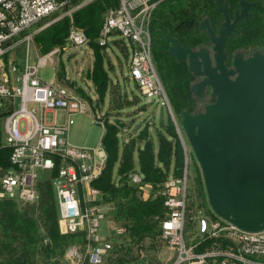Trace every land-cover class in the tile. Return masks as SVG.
I'll list each match as a JSON object with an SVG mask.
<instances>
[{"label": "built area", "instance_id": "built-area-1", "mask_svg": "<svg viewBox=\"0 0 264 264\" xmlns=\"http://www.w3.org/2000/svg\"><path fill=\"white\" fill-rule=\"evenodd\" d=\"M93 1L0 0V109L6 111L1 122L2 142L11 149L10 167L0 169V198L25 203L35 201L36 184L42 173L46 174L52 181L57 201L60 232H85L84 244L72 245L65 252L70 264H101L112 248L110 238L100 234V223L107 219V213L101 203L102 192L93 185L103 172L106 153L101 144L87 147L69 143L72 116L91 112L90 103L76 86L44 81L37 69L47 63L53 66L55 55L63 49L87 43L88 37L73 23L72 13ZM163 1L118 0L116 7L105 12L96 37L100 46L117 38L124 41L130 52V78L138 84L146 100L159 99L166 106L182 147L180 176L169 175L160 187L152 189L144 184L143 175L134 170L128 175L129 183L144 190L148 188L146 194L157 195L163 200L166 211L160 221V234L172 251L168 264H264V230L245 231L216 215L199 212L194 215V228H187L190 147L151 54V20L155 8ZM58 11L63 12L57 19L71 18L64 45L37 56L35 64L31 63L26 50L18 83L4 77L3 60L16 47L18 41L14 39L34 23ZM30 38V35L25 36L27 44ZM17 70L19 67L11 63L9 71ZM30 102L37 107H28ZM58 110L63 111L64 121H47L45 113ZM111 230L121 233L123 229L114 226ZM208 240L209 244L202 245Z\"/></svg>", "mask_w": 264, "mask_h": 264}, {"label": "trees", "instance_id": "trees-1", "mask_svg": "<svg viewBox=\"0 0 264 264\" xmlns=\"http://www.w3.org/2000/svg\"><path fill=\"white\" fill-rule=\"evenodd\" d=\"M258 1L264 4V0ZM117 5L118 0H95L72 13L73 23L84 30L88 37L87 44L94 52L88 76L96 87L99 103L104 101L110 88L111 65L106 66L109 62L105 59L104 50L108 45H114L124 56L130 53L122 39H113L106 46H100L96 41L105 12ZM175 9L178 8L165 6L153 17L151 26L154 28L156 19L172 14ZM70 23L71 18L64 16L33 35V43L41 55L64 45ZM158 54L157 70L166 92L168 90L172 96L173 111L179 114L181 108L192 110L188 73L168 55L161 51ZM77 89L90 103L91 97L81 88ZM110 92L111 105L117 110L135 106L139 102L136 96L115 101V91L112 89ZM140 109L145 110L146 105L140 106ZM5 114L6 111L0 109V169H7L11 165V149L2 142L1 122ZM102 123L104 132L101 145L106 153V163L93 185L102 192L101 203L110 207L106 213L111 225L123 230L121 233L111 230L109 238L112 248L101 264H161L156 253L165 244L160 234V221L166 211L163 200L157 195L146 194L148 188L144 190L130 184L128 175L134 170L138 171L143 175L144 184L152 189L160 187L169 175H181L183 152L173 122L169 117L166 123L158 126L145 123L135 134H128L126 138L119 136L126 129L123 124L109 121L106 117ZM36 187L38 196L33 202L0 198V264H70L65 257L67 248L85 242L84 230L60 232L51 179L46 174L42 175ZM202 193L205 195L203 186ZM194 215L188 208L189 229L194 228ZM206 244H209V240L202 243Z\"/></svg>", "mask_w": 264, "mask_h": 264}, {"label": "water", "instance_id": "water-1", "mask_svg": "<svg viewBox=\"0 0 264 264\" xmlns=\"http://www.w3.org/2000/svg\"><path fill=\"white\" fill-rule=\"evenodd\" d=\"M239 4L231 22L227 4L215 0L224 15L218 36L207 19L200 25L213 43L214 66L206 49L195 52L162 33L170 43L167 52L178 61L188 57V71L202 77L190 85L192 94L203 101L209 91L214 99L197 111L181 108L178 114L200 166L208 205L216 216L257 232L264 230V54L236 59L234 69L223 64L225 40L248 8L246 0Z\"/></svg>", "mask_w": 264, "mask_h": 264}, {"label": "rangeland", "instance_id": "rangeland-1", "mask_svg": "<svg viewBox=\"0 0 264 264\" xmlns=\"http://www.w3.org/2000/svg\"><path fill=\"white\" fill-rule=\"evenodd\" d=\"M170 2L172 0H169ZM174 1V0H173ZM172 1V2H173ZM183 2V0H179ZM170 4L168 1L160 2L153 12V17L165 6ZM63 11L54 12L51 15L42 18L40 21L34 23L26 31L19 34L14 40L18 41L16 47L11 49L3 60L5 66V76L13 79L14 83H18L17 77L20 75V69L15 72L9 71L11 63H14L17 67L23 65L26 50L29 52V58L32 64L36 63L37 56H40L38 49L33 43V35L40 29L44 28L51 22L55 21L57 17ZM152 17V19H153ZM30 35V41L27 44L24 39L25 36ZM152 41L154 34L151 31ZM152 62L156 70L158 69V51L159 48L153 45L152 42ZM105 59L111 65L110 74V88L106 93L104 101L99 103L98 94L96 92L95 85L89 79V71L92 67L94 60V52L89 44H83L81 46H69L62 50V52L55 55L54 67L47 63L42 66H38L37 72L39 77L47 82L54 83H68L81 88V90L91 97L90 108L85 113H77L72 116L73 123L69 127L68 141L75 146H88L96 147L99 145L104 128L95 123L97 121H103L106 117L109 121H118L119 124H123L126 127V131L119 133L120 138H126L128 134H135L137 129L141 128L145 123L151 122L153 125L158 126L160 123H166L169 118V113L165 105L160 103L159 99L148 101L141 95L139 87L134 83L128 74L129 54L124 56L119 53L118 49L114 45H108L104 50ZM109 68V67H108ZM158 72V70H157ZM159 74V73H158ZM11 76V77H10ZM114 90V99L120 100L125 98H132L136 96L139 100L138 104L129 108L116 109L110 102V90ZM167 96L171 104L172 109V96L167 90ZM146 105L145 110H141L140 106ZM37 105L35 103H29L28 107ZM38 113V112H37ZM92 113V114H91ZM175 113V112H174ZM179 120L178 114L175 113ZM47 121L52 120L51 113H45ZM189 168H188V183H187V200L190 213H213L210 209L206 193H202V186L204 188L200 166L194 156L192 150H189ZM44 175V173H42ZM205 191V189H204ZM106 212L110 209L107 204H104ZM213 215H215L213 213ZM107 219H103L100 223V234L102 237H109L111 235V227H113ZM195 225V222L192 224ZM156 256L161 264H168L172 258V251L168 249L166 244H163L161 249L157 251Z\"/></svg>", "mask_w": 264, "mask_h": 264}, {"label": "flooded vegetation", "instance_id": "flooded-vegetation-1", "mask_svg": "<svg viewBox=\"0 0 264 264\" xmlns=\"http://www.w3.org/2000/svg\"><path fill=\"white\" fill-rule=\"evenodd\" d=\"M173 1V0H172ZM170 2L171 6L178 9L171 14H167L154 22L155 27L151 26V31L154 34L153 45L158 47L161 53L168 55L172 61L180 63L189 78V94L193 104L192 111H197L202 108L203 104L214 99L210 96L209 91H206L203 101H199L196 96L190 91V85L202 79L201 76L193 75L188 71L189 58L176 60L167 50L170 43L165 42L163 33L166 36L175 38L178 44H183L187 48L199 52L201 49H206L210 58L211 64L216 65L213 57V43L209 35L200 29V25L205 19L214 31L215 35H219L221 23L224 21L223 12L215 5V0H183L181 5L179 0ZM221 3H226L228 6L227 12L229 19L233 22L235 11L240 12V0H220ZM248 8L245 16L240 17L225 40V58L223 64L228 69L235 68L236 59H246L255 53L264 54V4L258 0H246ZM181 6V9H180ZM200 61V57L198 56Z\"/></svg>", "mask_w": 264, "mask_h": 264}, {"label": "crops", "instance_id": "crops-1", "mask_svg": "<svg viewBox=\"0 0 264 264\" xmlns=\"http://www.w3.org/2000/svg\"><path fill=\"white\" fill-rule=\"evenodd\" d=\"M9 67V66H8ZM16 73V72H15ZM11 77V76H10ZM13 80V79H12ZM48 113H51L52 115V120L51 121H58V122H63L64 121V113L62 110L58 111H49ZM92 114V113H91ZM101 144V141L100 143ZM88 147V146H87Z\"/></svg>", "mask_w": 264, "mask_h": 264}]
</instances>
